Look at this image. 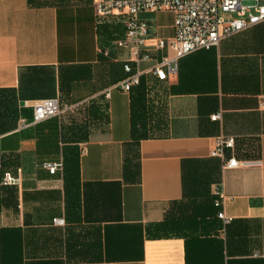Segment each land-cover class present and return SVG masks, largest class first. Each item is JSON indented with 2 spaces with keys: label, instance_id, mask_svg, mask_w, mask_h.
Instances as JSON below:
<instances>
[{
  "label": "crops",
  "instance_id": "0c3cea01",
  "mask_svg": "<svg viewBox=\"0 0 264 264\" xmlns=\"http://www.w3.org/2000/svg\"><path fill=\"white\" fill-rule=\"evenodd\" d=\"M92 5L0 0V264H264V20L158 80L173 12L139 13L149 57L135 61L116 44L123 17ZM123 63L141 72L129 91L112 87ZM47 98L61 112L30 123L31 101ZM219 135L234 139L223 158L210 155ZM230 157L250 162L224 167ZM5 171L18 181L3 184ZM172 212L199 227L163 234Z\"/></svg>",
  "mask_w": 264,
  "mask_h": 264
},
{
  "label": "built area",
  "instance_id": "2783aa9c",
  "mask_svg": "<svg viewBox=\"0 0 264 264\" xmlns=\"http://www.w3.org/2000/svg\"><path fill=\"white\" fill-rule=\"evenodd\" d=\"M93 11L97 18L111 15L123 17L125 22L124 38L117 41V45L131 44L130 52L133 60L148 58L149 51L145 47L149 37V24L146 19L140 18V12L171 11L173 12L174 33L168 41L172 49L170 57H164L151 71L158 80L167 78V70L174 71L170 62L176 60L194 50L208 49L218 41L233 32L244 29L261 20H264V0H93ZM223 13L229 14L224 18ZM166 45L165 39H158L156 46L161 48ZM167 68V69H166ZM125 77L112 85L122 91H129L132 86L139 83L141 72L136 65L123 63ZM107 96L108 93H105ZM31 121L36 123L56 116L61 112V106L57 98L38 99L31 101ZM211 119H218L220 112H215ZM29 122L20 119V126H26ZM234 139L231 136L219 135L215 138L210 155L223 158L225 149H231ZM250 161H238L230 157L224 161V167L236 166L239 163L248 164ZM44 166L50 173L60 168L61 163L46 162ZM18 178L9 171L3 172L1 182L3 184L16 183ZM214 205L219 208L217 216L223 223H227L230 217L224 215L221 208L224 194L219 184L214 188ZM60 218H54L53 223L61 224Z\"/></svg>",
  "mask_w": 264,
  "mask_h": 264
},
{
  "label": "trees",
  "instance_id": "16d2710c",
  "mask_svg": "<svg viewBox=\"0 0 264 264\" xmlns=\"http://www.w3.org/2000/svg\"><path fill=\"white\" fill-rule=\"evenodd\" d=\"M200 221H191L190 214L183 218L182 215H177L175 212L165 215V219L156 225L158 231H163V234L185 235L193 232L199 227Z\"/></svg>",
  "mask_w": 264,
  "mask_h": 264
},
{
  "label": "rangeland",
  "instance_id": "374dc122",
  "mask_svg": "<svg viewBox=\"0 0 264 264\" xmlns=\"http://www.w3.org/2000/svg\"><path fill=\"white\" fill-rule=\"evenodd\" d=\"M222 15H223L224 18H229V16H230V15L227 14V13H223Z\"/></svg>",
  "mask_w": 264,
  "mask_h": 264
}]
</instances>
